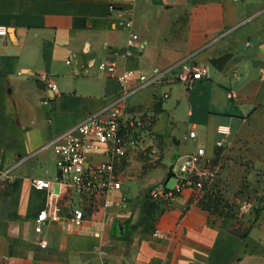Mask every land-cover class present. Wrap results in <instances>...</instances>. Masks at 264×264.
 Instances as JSON below:
<instances>
[{
    "label": "crops",
    "instance_id": "0c3cea01",
    "mask_svg": "<svg viewBox=\"0 0 264 264\" xmlns=\"http://www.w3.org/2000/svg\"><path fill=\"white\" fill-rule=\"evenodd\" d=\"M159 1L0 0L7 28L0 37V264H264V201L259 216L242 224L207 210L184 187L144 224L147 188L127 194L128 179L165 186L170 167L174 176L176 162L200 147L203 161L220 147L241 146L264 168V0ZM130 34L137 37L131 49ZM223 55L219 68L209 62ZM104 58L118 74L132 72L125 117H143L148 143L171 161L146 169L129 154L119 167L121 191L109 193L112 207L93 212L88 194L62 183L47 144L121 93L120 82L97 69ZM192 68L205 71L183 79ZM104 149L97 144L86 155L98 162ZM32 177L49 188L33 187ZM76 207L85 211L81 227L68 220ZM44 208L58 219L37 233Z\"/></svg>",
    "mask_w": 264,
    "mask_h": 264
},
{
    "label": "built area",
    "instance_id": "2783aa9c",
    "mask_svg": "<svg viewBox=\"0 0 264 264\" xmlns=\"http://www.w3.org/2000/svg\"><path fill=\"white\" fill-rule=\"evenodd\" d=\"M6 34L7 28L0 25V37H4ZM126 45L130 49L137 46L135 34H130ZM97 69L108 76L115 77L122 86L121 93L88 119L66 129L47 144L53 148L56 155V166L62 176V183L70 186L78 193L88 194L93 212L98 208L110 209L113 202L109 193L121 191L122 179L119 167L122 160L129 154L140 155L145 153L151 147L147 140L151 135L144 119L135 116L125 117L127 97L134 90L129 85L132 72L123 71L118 74L117 65L111 58L99 60ZM204 71L205 68L186 69V75L182 78L187 79L188 75H191L193 79H198ZM140 80H146L144 75H140ZM43 82L53 93H57V87L49 77L45 76ZM217 131L222 135L229 133L228 127L224 125L217 126ZM97 144L105 145L103 159L98 162L90 160L86 155L87 151L94 149ZM216 146L222 145L218 142ZM204 156L205 149L200 147L196 153L186 155L177 161L174 171L177 180L174 187L169 189L163 185L156 186L150 190L152 198L168 202L184 187H189L191 175L202 164L201 159ZM5 174H1L0 179ZM30 183L37 189H48L50 186L49 181L38 177H32ZM127 202L125 196H119L117 207L125 210ZM126 212L129 214L128 210ZM57 219L56 214L49 213L46 208L41 209L34 219L35 232L40 233L46 221ZM68 220L73 226L81 227L85 220L84 209L81 207L74 208ZM95 234L100 235L99 231ZM38 244L41 247L47 246L44 239H40Z\"/></svg>",
    "mask_w": 264,
    "mask_h": 264
},
{
    "label": "rangeland",
    "instance_id": "374dc122",
    "mask_svg": "<svg viewBox=\"0 0 264 264\" xmlns=\"http://www.w3.org/2000/svg\"><path fill=\"white\" fill-rule=\"evenodd\" d=\"M140 156V159L144 160L140 162L145 163L146 169L155 167L162 160L166 165L171 161V158H165L163 149L154 146ZM201 163L190 178L189 187L192 189L193 196L201 200L208 209L220 211L222 216L233 222L249 223L264 201V168L256 166L245 149L236 145L220 147L214 155ZM154 174L150 176L153 177ZM146 180L151 179L147 177ZM176 180V177L172 176L165 187L173 188ZM125 183L129 197H134L137 191L140 194V187L146 189L155 188L158 185H145V182H142L139 186V182L131 179L126 180ZM150 196V193L142 194L140 200L152 199ZM132 221L119 219L116 222L121 225H130L135 223Z\"/></svg>",
    "mask_w": 264,
    "mask_h": 264
},
{
    "label": "trees",
    "instance_id": "16d2710c",
    "mask_svg": "<svg viewBox=\"0 0 264 264\" xmlns=\"http://www.w3.org/2000/svg\"><path fill=\"white\" fill-rule=\"evenodd\" d=\"M152 188H147V191L145 192V195H148L150 193V190ZM151 197V196H150ZM152 198V197H151ZM162 202L163 203H167V201H159V200H156V199H146L145 202H144V207H143V211H142V217H141V223H144V224H151L155 218H156V215L159 211H163L164 209V205H160V203ZM199 204L201 206H203L204 208H206L207 210L211 211V212H215V213H218L221 215V212L220 211H215V210H211V209H208L202 202L201 200H198ZM261 208L257 211L256 213V216H255V219L259 216V212H260Z\"/></svg>",
    "mask_w": 264,
    "mask_h": 264
},
{
    "label": "water",
    "instance_id": "95a60500",
    "mask_svg": "<svg viewBox=\"0 0 264 264\" xmlns=\"http://www.w3.org/2000/svg\"><path fill=\"white\" fill-rule=\"evenodd\" d=\"M152 2L153 3H161V1H157V0H152ZM227 57H228V55H223V56H221L220 58H214L213 60H210L209 62L212 64V65H214V66H216V67H220L221 65H223L224 64V62H225V60L227 59ZM218 64V65H217ZM173 175V172H172V170H171V167H170V169H169V172L167 173V176H166V179L164 180V182H163V184H166V182L169 180V178L171 177Z\"/></svg>",
    "mask_w": 264,
    "mask_h": 264
}]
</instances>
